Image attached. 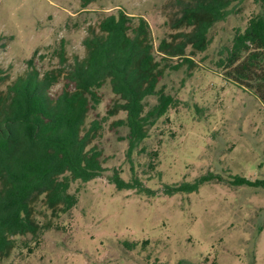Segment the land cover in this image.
Wrapping results in <instances>:
<instances>
[{
    "label": "trees",
    "instance_id": "obj_1",
    "mask_svg": "<svg viewBox=\"0 0 264 264\" xmlns=\"http://www.w3.org/2000/svg\"><path fill=\"white\" fill-rule=\"evenodd\" d=\"M244 2L165 0L163 37L146 17L122 7L96 11L66 25L86 32L83 56L70 57L63 39L49 68L39 67V49L21 75L0 65V261L31 254L48 232L61 231L60 221L80 203L77 184L106 176L118 190L156 196L146 184L159 171L166 138L180 134L172 126L193 103L192 95L186 99L184 90L171 92L162 81L182 69L190 77L200 71L196 59L214 42V28L242 13ZM254 3L258 8L234 28L209 70L264 106V0ZM59 84L63 90L54 95ZM109 133L128 147L125 162L105 175ZM232 183L264 188V179L237 176ZM199 184L163 192L191 193Z\"/></svg>",
    "mask_w": 264,
    "mask_h": 264
},
{
    "label": "rangeland",
    "instance_id": "obj_2",
    "mask_svg": "<svg viewBox=\"0 0 264 264\" xmlns=\"http://www.w3.org/2000/svg\"><path fill=\"white\" fill-rule=\"evenodd\" d=\"M164 2L0 0V65L13 77L21 75L25 60L39 49V67L49 68L63 39L70 57L83 56L86 32L66 25L100 10L122 7L142 15L163 37ZM242 8L214 28V42L196 59L200 71L190 77L182 69L162 81L171 92L184 90L186 99L192 95L193 103L172 126L180 134L166 138L159 171L146 184L156 196L118 190L106 176L77 184L80 203L60 221L64 228L48 232L33 253L12 254L0 264H264V188L232 183L237 176L264 179V106L209 70L234 28L244 26L258 6L245 0ZM62 90L59 84L53 94ZM103 147L112 157L107 175L125 162L128 145L109 133ZM184 183L200 184L191 193L163 192Z\"/></svg>",
    "mask_w": 264,
    "mask_h": 264
}]
</instances>
